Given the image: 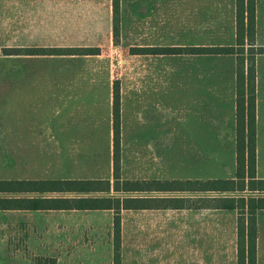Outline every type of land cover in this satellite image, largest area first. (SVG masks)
Instances as JSON below:
<instances>
[{
  "label": "rangeland",
  "instance_id": "rangeland-1",
  "mask_svg": "<svg viewBox=\"0 0 264 264\" xmlns=\"http://www.w3.org/2000/svg\"><path fill=\"white\" fill-rule=\"evenodd\" d=\"M13 1V0H8ZM44 11L39 21L64 23L66 37L82 50H101V58H82V97L94 91L106 98L117 80L120 92V172L122 179L206 180L231 179L235 164L229 144L192 143L176 135L174 96H168L163 118V142L146 141L152 122L144 118L142 63L127 58V24L132 4L119 0L118 37L112 36V0H24ZM132 11V10H131ZM137 18V16H135ZM253 38V50L264 43V16ZM257 33V35H256ZM94 47V48H92ZM99 50V49H98ZM245 54V58H247ZM262 68H264L261 63ZM101 93H104L100 95ZM259 120V169L264 176V105ZM82 112L60 113L52 125L45 111L38 112L34 142L15 141V120H5L6 137L0 142V179L107 180L112 182L111 105ZM49 113V112H48ZM71 113V114H70ZM71 115V117H70ZM147 115H149L147 113ZM82 127L68 126L70 121ZM66 124V126H65ZM82 141H78V139ZM69 139H74L69 141ZM215 148L217 150H215ZM105 194L74 193L86 197ZM247 195V194H246ZM1 198L14 197L2 194ZM211 196V195H210ZM236 212L226 210L122 211L121 264H235ZM256 264H264V210L257 215ZM32 235V241L27 238ZM43 237H46L44 248ZM112 213L103 210L0 212V264H35L38 257L56 264H113ZM39 253H42L40 255Z\"/></svg>",
  "mask_w": 264,
  "mask_h": 264
},
{
  "label": "crops",
  "instance_id": "crops-1",
  "mask_svg": "<svg viewBox=\"0 0 264 264\" xmlns=\"http://www.w3.org/2000/svg\"><path fill=\"white\" fill-rule=\"evenodd\" d=\"M128 3L132 4L129 13L133 15L132 22L130 18L127 24L128 63L136 58L142 63L138 75L142 78L144 101L149 103L144 107V118L148 116L152 122V130L145 135L148 137L145 140H165L163 137L167 133L162 119L168 108V96L173 95L178 112L176 119L181 122V130H176V135H181L186 142L229 144L226 150L234 165L236 57L232 54H194L188 50L235 46L236 0H128ZM43 11L33 2L0 0V142L2 136L6 137L2 128L11 125L5 120L11 117L18 128L15 141L34 142L37 134H33V130L38 126L39 111H45L54 126L56 117H61L56 112H82V103L88 109V106L104 103L105 99L107 110L111 105L112 130V91H108L106 98L96 97L94 91H87L82 97V58H101L100 48L95 47L99 49L97 54H82V45L72 44L67 39L63 22L39 21L37 15ZM259 16H264V0H255L256 30L259 29ZM257 47L262 52L254 57L256 176L264 179L257 174L260 109L264 105V68L261 65L264 43ZM164 49L177 51L165 53ZM69 123L70 127H82L81 122L71 120ZM35 180L39 181L31 178L18 181ZM32 196L34 194L16 195ZM164 210L192 209L127 212ZM4 211L8 210H0ZM33 239L32 235L27 238ZM45 239L43 237L44 248Z\"/></svg>",
  "mask_w": 264,
  "mask_h": 264
},
{
  "label": "trees",
  "instance_id": "trees-1",
  "mask_svg": "<svg viewBox=\"0 0 264 264\" xmlns=\"http://www.w3.org/2000/svg\"><path fill=\"white\" fill-rule=\"evenodd\" d=\"M119 0H112V36L118 37ZM234 47L191 48L194 54H232L236 57L235 171L232 179L129 180L120 172V92L112 85V182L109 180H0V193L34 194L0 198V210H110L112 212L113 264L120 261L121 212L140 209H212L235 211V264H256L257 215L264 210V179L256 176V96L253 50L255 0H236ZM165 53L177 50L164 49ZM13 53L14 50H4ZM98 49L82 50L97 54ZM247 54V58H245ZM74 193L104 196L69 197ZM200 194H208L200 196ZM247 194V195H246ZM211 195V196H210ZM35 264H56L38 257Z\"/></svg>",
  "mask_w": 264,
  "mask_h": 264
}]
</instances>
